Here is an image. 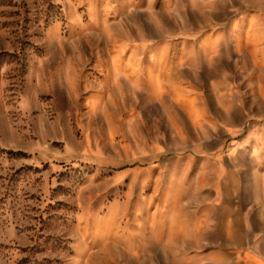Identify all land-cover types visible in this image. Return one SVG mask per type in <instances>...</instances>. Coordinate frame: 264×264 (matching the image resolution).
Segmentation results:
<instances>
[{
    "label": "rangeland",
    "instance_id": "374dc122",
    "mask_svg": "<svg viewBox=\"0 0 264 264\" xmlns=\"http://www.w3.org/2000/svg\"><path fill=\"white\" fill-rule=\"evenodd\" d=\"M0 264H264V0H0Z\"/></svg>",
    "mask_w": 264,
    "mask_h": 264
}]
</instances>
